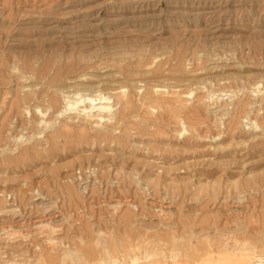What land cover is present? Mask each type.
<instances>
[{
  "label": "rangeland",
  "instance_id": "obj_1",
  "mask_svg": "<svg viewBox=\"0 0 264 264\" xmlns=\"http://www.w3.org/2000/svg\"><path fill=\"white\" fill-rule=\"evenodd\" d=\"M128 261L264 264V0H0V264Z\"/></svg>",
  "mask_w": 264,
  "mask_h": 264
},
{
  "label": "bare ground",
  "instance_id": "obj_2",
  "mask_svg": "<svg viewBox=\"0 0 264 264\" xmlns=\"http://www.w3.org/2000/svg\"><path fill=\"white\" fill-rule=\"evenodd\" d=\"M112 91V89H111ZM77 96V95H75ZM123 95H121L122 97ZM116 97V96H115ZM98 100L101 101V103H99L98 107L96 108L95 106L96 105H92V99L89 97V98H81L80 96H78V98H76L75 100V104H85L84 105V109L82 110V113H87V111L90 112V108L94 109V107L97 109L96 111H99V122L100 121H105L104 119L110 115V112L112 110V107L110 106V104L107 102L109 99L105 96H98ZM95 104V103H94ZM70 103L69 101H67V104H66V108L68 109L70 107ZM91 106H94V107H91ZM91 109V110H92ZM257 127V126H256ZM74 259V258H73ZM150 259V257H147L146 260ZM77 261V260H76ZM74 263V262H73ZM128 264H131L130 261L127 262ZM76 264V263H75ZM114 264H120V263H114Z\"/></svg>",
  "mask_w": 264,
  "mask_h": 264
}]
</instances>
